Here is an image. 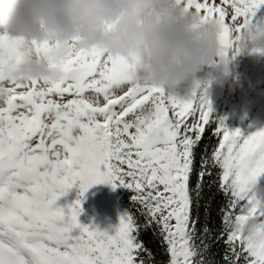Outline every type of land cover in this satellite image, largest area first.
Returning <instances> with one entry per match:
<instances>
[{"label": "snow or ice", "instance_id": "1", "mask_svg": "<svg viewBox=\"0 0 264 264\" xmlns=\"http://www.w3.org/2000/svg\"><path fill=\"white\" fill-rule=\"evenodd\" d=\"M178 2L219 21L224 57L241 30H264V0ZM52 49L0 36V264H156L140 238L149 229L168 264H217L212 241L224 243L222 264H264V129L229 130L213 118L206 87L171 95L133 82L121 57L73 43L54 63ZM29 57L61 78L15 83L11 74ZM204 125L222 142L205 148L197 172ZM102 183L134 192L133 207L103 230L79 219L81 197ZM206 183L225 198L215 232L195 214ZM73 187L78 198L61 206ZM249 217L261 226L245 236L237 225Z\"/></svg>", "mask_w": 264, "mask_h": 264}, {"label": "clouds", "instance_id": "2", "mask_svg": "<svg viewBox=\"0 0 264 264\" xmlns=\"http://www.w3.org/2000/svg\"><path fill=\"white\" fill-rule=\"evenodd\" d=\"M5 35L52 44L54 63L73 43L121 57L133 66V82L171 95L231 85L240 79L237 56L264 57V30H241L232 54L224 57L219 21L203 20L178 0H0V36ZM61 76L47 61L29 57L10 79L26 83ZM4 95L0 86V100ZM260 226V219L249 217L237 228L251 236Z\"/></svg>", "mask_w": 264, "mask_h": 264}, {"label": "rangeland", "instance_id": "3", "mask_svg": "<svg viewBox=\"0 0 264 264\" xmlns=\"http://www.w3.org/2000/svg\"><path fill=\"white\" fill-rule=\"evenodd\" d=\"M235 63L238 65L239 81L223 87L212 84L208 93L213 118L223 119L229 130L240 129L247 135L264 129V57L237 56ZM204 127L202 138L210 134L214 144L222 142V138L216 135L214 125ZM78 193V187H73L58 203L61 206L71 204L78 198ZM133 195L134 192L125 187L114 189L110 184L94 185L81 197L83 211L79 219L82 224H94L102 230L110 229V226L119 223L124 211L133 207Z\"/></svg>", "mask_w": 264, "mask_h": 264}, {"label": "trees", "instance_id": "4", "mask_svg": "<svg viewBox=\"0 0 264 264\" xmlns=\"http://www.w3.org/2000/svg\"><path fill=\"white\" fill-rule=\"evenodd\" d=\"M218 146V143L214 144V139L210 137V134H207L205 138H202L199 148L197 149V160L195 164L196 171H199L200 168V155L203 154L205 148H207L208 153L211 154V151ZM216 172L219 169L215 170ZM196 177L195 175L192 178V183L195 184ZM209 180L208 177H205V181ZM225 198L218 191V188L213 185L209 188L207 183L203 190L202 198L199 201V207L195 209V214L199 216L200 224L199 227H203L205 224L209 225L213 231H217L221 226V206L224 204ZM141 223L143 219L141 218ZM146 246L152 250L155 254L156 264H168L169 256L165 254V249L162 247L160 238L157 235H154L153 231L149 229L148 231L142 232L140 237ZM223 251L224 243L220 241L216 243L212 241V247L210 256L214 258L217 264H222L223 260Z\"/></svg>", "mask_w": 264, "mask_h": 264}]
</instances>
